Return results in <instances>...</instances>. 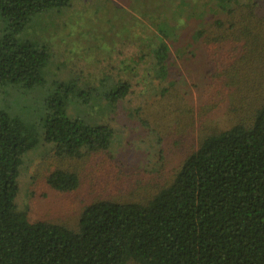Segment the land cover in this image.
<instances>
[{"label":"trees","instance_id":"1","mask_svg":"<svg viewBox=\"0 0 264 264\" xmlns=\"http://www.w3.org/2000/svg\"><path fill=\"white\" fill-rule=\"evenodd\" d=\"M262 3L207 5L217 18L193 36L208 64L203 105L197 111L181 108L174 127L160 138H169L183 156L170 181L146 197L95 201L76 228L32 222L29 208L18 205L22 156L41 141L61 161L109 153L116 132L108 119L90 121L76 111L105 107L114 113L130 85L103 79L93 86L75 77L52 84L32 122L0 110V264H264ZM81 5L82 0H0V90L20 86L26 93L43 84L53 51L26 37L31 23ZM168 5L162 0L153 47L147 45L160 80L169 74V42L178 30ZM221 107L223 123L213 118ZM81 182V174L63 169L45 178L60 195L77 191Z\"/></svg>","mask_w":264,"mask_h":264},{"label":"rangeland","instance_id":"2","mask_svg":"<svg viewBox=\"0 0 264 264\" xmlns=\"http://www.w3.org/2000/svg\"><path fill=\"white\" fill-rule=\"evenodd\" d=\"M144 1L148 0H82L78 8L42 14L31 23L26 37L49 45L53 51L42 73L44 82L26 93L20 86L1 88L0 110L9 109L12 116L32 122L39 118L52 84L75 77L93 86L110 79L128 83L131 88L114 113L105 107L94 112L83 108L76 111L87 114L90 121L108 119L116 132L109 153L61 161L53 146L41 141L22 156L18 205L29 208L32 222L76 228L88 205L98 200L126 201L152 195L161 183L170 181L183 160L169 138L166 142L160 138L174 127L181 108L188 105L197 111L203 105L208 64L201 41L193 36L202 25L209 28L217 16L207 6L212 0H164L169 3V17L177 18L178 30H173L174 38L169 42V74L160 80L153 72L151 56L146 55L147 45L153 47L149 41L157 34L154 22L161 15L162 0H149L147 9ZM217 111L213 118L223 123L221 112L225 109ZM56 169L81 174L80 188L68 195L50 190L45 178ZM140 182L144 185L137 188ZM133 193H137L135 197Z\"/></svg>","mask_w":264,"mask_h":264}]
</instances>
